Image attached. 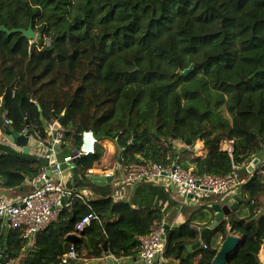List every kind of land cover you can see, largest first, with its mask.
<instances>
[{
    "label": "trees",
    "instance_id": "16d2710c",
    "mask_svg": "<svg viewBox=\"0 0 264 264\" xmlns=\"http://www.w3.org/2000/svg\"><path fill=\"white\" fill-rule=\"evenodd\" d=\"M30 24L38 33L32 42L20 32L0 29V115L7 112L13 131L28 128L25 112L29 128L47 139L44 123L63 117L66 141L78 146L82 133L92 130L118 144L127 169L180 163L177 140L191 147L199 140L207 149L180 163L196 174L234 172L239 178L237 170H245L259 151L264 160V71L257 72L264 67V0H0V26ZM191 64L193 70L181 75L179 69ZM227 140H233L232 154L222 148ZM103 151L99 145L73 169L77 187L99 195L92 208L72 198L32 244L14 230L5 233L0 218L5 257L63 264L72 244L65 235L91 212L102 221L93 220L81 233L82 241L75 244L78 260L101 257L105 241L115 254L138 253L140 241L136 250L128 230L138 238L148 235L162 213L146 203L133 208L127 201L114 202L111 184L88 178L86 171L99 163ZM0 152V179L12 187L24 188L43 167L33 153L4 144ZM258 167L239 185L249 214L230 216L215 229L223 237L228 225L254 229L234 264L251 259L258 264L264 215L254 217L264 191V165ZM153 185L146 186L163 193ZM244 252L247 260L240 262Z\"/></svg>",
    "mask_w": 264,
    "mask_h": 264
},
{
    "label": "crops",
    "instance_id": "0c3cea01",
    "mask_svg": "<svg viewBox=\"0 0 264 264\" xmlns=\"http://www.w3.org/2000/svg\"><path fill=\"white\" fill-rule=\"evenodd\" d=\"M60 125L62 126V124ZM225 142V144H222V148L224 147L223 145H226L223 150H227L232 154L235 150V147L233 144V147L230 150V143H233V140H227ZM29 143L30 145H32L34 142L29 140ZM0 144L12 147L14 150L17 151H22L28 154L31 153V149L29 151V148L28 152L25 151V146L28 147V145H20L16 142L13 143L5 135L2 126H0ZM100 146L104 148L103 156L101 157V160L96 166L86 171L88 178L93 179L94 176L97 175H103L105 177L112 176V179L110 181L107 180V182L98 183L95 180L93 181L100 185L111 184L112 193L109 194V197H111L114 202L127 201L131 203L133 208L139 206L140 203H146L152 205L154 209H160L162 213L161 221H156L155 223L164 222V224H166V245L164 251L156 258L155 262H153L152 264H213V259L215 258L222 244V241L225 239L221 232L215 231L221 221L216 225V227L212 228L206 234L205 239L201 238V232L204 228L211 226L215 222L216 212L212 208H210V205L212 203L217 202L221 195H215L211 192L205 191L202 193V195L191 196L185 200V198H183L182 195L178 192V187L170 183L168 180H162L160 182H149V185L155 184L163 188V193L160 195L158 193V196L155 194L157 191L152 192L151 187L149 188V186H146L148 184H146L145 181L130 182L125 180V177L127 176V166L123 165L121 157L117 158L115 161L114 153H108V151L112 152L113 149H115L116 153L118 144L115 141H112L110 139H100ZM76 147L77 146H74L73 144L71 145L70 142L65 140V143L60 147V152L59 155L56 156V160L61 161L64 156L71 154ZM180 154L181 152H179V155ZM2 155L3 153L0 152V156ZM184 155L185 154H181L180 157L178 156V158L181 159ZM202 155L203 154L198 156ZM258 155H260V151L255 157H257ZM77 159L79 158H76L72 160L71 163L64 165L66 171L64 173L58 174L54 173V168L51 165V160L41 159L43 161V166H46L51 178L54 181H61L64 184L65 188L71 192L70 196L67 199V203L64 207V210L65 208L71 206L72 198L80 199L85 204H87L89 208H92L90 204L91 200L94 197L99 196L93 190L86 187H77V183L75 184V182L77 181L73 177V169L76 167L75 162ZM258 168L259 167L256 166L255 168H253L252 172L245 168V170L241 172V174H239L240 184H242L249 177H251L254 174V170H257ZM107 173L110 174L107 175ZM143 183H145L146 185H144ZM239 185L234 186L226 194H223L222 196H224V198L221 199L223 201H226L232 197L238 196L239 193L243 194V199L240 202V207L234 210L230 215L234 217H244L250 212L249 206L244 201L245 193L241 190V187ZM34 188L35 186L32 183V179H27L26 185L22 189L12 187L8 185L7 180L0 179V197H3L7 200L18 201L23 195L31 192ZM74 191H76V193H74ZM260 197L261 198L258 201V207L256 208L257 214L254 217L255 219L264 215V191ZM61 214L63 215V213ZM61 214L56 218V220L61 217ZM68 214H72V212H68ZM230 216L226 217L223 220L229 219ZM96 220L100 222L102 221L101 217ZM3 221L5 233L10 232L11 230L13 231V229H11L10 227V222L6 219H4ZM127 233L129 237L133 238V244L135 249L137 250L139 242L138 235H135L134 232L130 230H128ZM253 233V228H246L244 226L232 228L230 225H228L227 235H237L240 239V243L232 252L233 257L231 260L227 261V264H234L236 262L237 254L239 250L243 247L247 236L250 234L252 235ZM70 234H77L80 236V240L75 242L74 244L80 243L82 241V235L79 234L77 230H75V232L68 233L65 235V239L67 242L72 243L67 239L68 235ZM19 239H21L20 236ZM199 240H202V243L199 247H196L192 250H189L187 248V246H192L196 244ZM102 248L103 254L101 257H86L88 259L83 260L77 259L79 262L76 264H146V262H144V260L140 257L139 253L130 255L113 253L109 248L108 241H105V243L102 245ZM83 252L84 254H87L86 250L82 251V253ZM243 255L244 256L240 260V262H244L247 260V255H245V252ZM257 260L258 264H264V238L260 241V247L257 251ZM251 262L255 261L251 259L250 264Z\"/></svg>",
    "mask_w": 264,
    "mask_h": 264
},
{
    "label": "built area",
    "instance_id": "2783aa9c",
    "mask_svg": "<svg viewBox=\"0 0 264 264\" xmlns=\"http://www.w3.org/2000/svg\"><path fill=\"white\" fill-rule=\"evenodd\" d=\"M1 117L4 125L11 127L12 120L8 117L6 111L1 114ZM56 125L59 127L56 128ZM46 131L49 134L47 139H44L35 127L33 130L26 128L19 134L26 135L30 132L29 140L34 143L30 145L28 142L29 151L31 149V153L38 158L51 160L55 174L64 173L66 171L64 165L71 163L72 160L95 154L100 144V139L92 130H85L82 133V141L78 145L77 154L72 152L64 156L61 161H57L56 156L59 155L60 147L65 143L64 129L60 125L59 118L47 122ZM125 180L130 182L168 180L178 187V192L185 200L191 196L202 195L205 191L222 196L234 186L240 184V180L234 172L223 176L211 173L196 174L184 168L177 161L171 164L154 162L148 165L131 166L127 169ZM32 183L35 188L23 195L18 201L0 197V218L8 220L11 229L18 231L21 239H26L28 244H32L37 234L53 223L63 212L67 199L71 194L61 181H54L51 178L46 166H43L33 176ZM99 218L100 216L95 212L85 215L77 223L76 230L81 234L91 225L93 220ZM166 232V224L160 222L152 226L148 235L139 237L138 253L146 264L155 262L156 258L164 251L166 243L163 241V235ZM79 257L80 252L76 245L72 243L62 257V263L72 264ZM0 264L26 263L19 262L14 257H5L3 250L0 248Z\"/></svg>",
    "mask_w": 264,
    "mask_h": 264
},
{
    "label": "water",
    "instance_id": "95a60500",
    "mask_svg": "<svg viewBox=\"0 0 264 264\" xmlns=\"http://www.w3.org/2000/svg\"><path fill=\"white\" fill-rule=\"evenodd\" d=\"M0 29L4 30L8 34L20 32V33H22V35L24 37L28 38L29 40L37 38V32L34 30L32 24H30L28 28L22 27V28H12V29L7 28L5 25H1ZM193 68H194V64H191L189 67L185 68L184 70L179 69V71H180L181 75L186 76V75H188L189 72H191L193 70ZM259 71L260 72L264 71V67H260L257 70V72H259ZM2 101H3L2 104H4V99H2ZM23 113L26 116V113L25 112H23ZM59 121H60V123H62L63 117H60ZM26 123H27V126L30 125L29 119H26ZM44 125L46 126L47 124L44 123ZM0 126L3 127L6 136L13 143L16 142L17 144H20V145H27L28 144L30 132H28L26 135L13 133L12 130L8 126L4 125L2 117H0ZM57 127H59V126L56 125V128ZM131 146H132V144H130L128 146V148H130ZM77 149H78V146L73 150L74 154H77ZM25 151L28 152L27 146H25ZM261 165H264V161H262L261 158H259V157H255L253 159V161L247 166V169L252 172L253 168H255L256 166H261ZM111 179H112V176L105 177L103 175H97V176H94V178H93V180H95L98 183L107 182V180L110 181ZM222 198H224V196H221L217 202L212 203L210 205V208H212L216 212V218H215V222L211 226L206 227L202 230V232H201V238L202 239H205L206 234L212 228L216 227V225L220 221H222L226 217L230 216L234 210H236L240 207V202L243 199V194L239 193L238 196L232 197L226 201L221 200ZM67 239L70 242L75 243V242L80 240V236L77 234H70V235H68ZM163 241H165V235H163ZM201 243H202V240H199L196 244H194L192 246H187V248L189 250H192L196 247H199L201 245ZM239 243H240V239L237 235L228 234L225 237V239L222 241V244H221L215 258L213 259V264H227V261L232 259V257H233L232 252L236 249V247L238 246ZM4 247H5V244L2 243L0 245V248L4 249Z\"/></svg>",
    "mask_w": 264,
    "mask_h": 264
},
{
    "label": "rangeland",
    "instance_id": "374dc122",
    "mask_svg": "<svg viewBox=\"0 0 264 264\" xmlns=\"http://www.w3.org/2000/svg\"><path fill=\"white\" fill-rule=\"evenodd\" d=\"M37 36H38V33H37ZM36 39V38H35ZM34 39H31L30 40V42H32ZM48 41V40H47ZM47 45H50V43H46ZM227 114V113H226ZM228 141H230V140H228ZM226 142H223V144H225ZM231 144V149H232V147H233V143H230ZM224 147H226V145H223ZM228 146H229V144H228ZM174 147L177 149V151H179V152H181V154H183V152L182 151H184V150H182V149H184L185 147L187 148V150H188V154H185L181 159H183V160H180V163L181 162H185V160L187 161V162H189L190 163V161H191V159L194 157H197L198 155H201V154H204L205 153V151L207 150L205 147H204V145H203V143H202V141H197L196 143H195V145L193 146V147H191V146H188V145H186V143H184L183 141H181V140H177V141H175L174 142ZM223 147V148H224ZM115 148V147H114ZM107 150H108V148H107ZM108 153L109 154H113L114 153V155H115V161H116V159L117 158H119L120 157V148H118V146H117V151H116V153H115V149H113L112 150V152H109L108 151ZM180 154V155H181ZM180 157V156H179ZM115 161H114V163H115ZM193 165V163L191 164V166ZM238 171V175L239 174H241V172H243L244 171V169H238L237 170ZM240 176V175H239Z\"/></svg>",
    "mask_w": 264,
    "mask_h": 264
},
{
    "label": "clouds",
    "instance_id": "9594fccd",
    "mask_svg": "<svg viewBox=\"0 0 264 264\" xmlns=\"http://www.w3.org/2000/svg\"><path fill=\"white\" fill-rule=\"evenodd\" d=\"M47 43H50V41L48 40ZM0 117H1V115H0ZM25 117H26V119H28L27 115H26ZM58 118H59V120H60V117H58ZM29 122H30V121H29ZM29 124H30V123H29ZM46 124H47V122H46ZM60 124H62V123H60ZM45 127H46V126H45ZM9 128L12 130L13 133H17V132H15V131H13L12 127H9ZM28 128H29V126H28ZM19 133H20V132H19ZM19 133H18V134H19ZM5 135H6V134H5ZM28 142H29V141H28ZM27 145H28V144H27ZM99 145H100V144H99ZM99 145H98V146H99ZM2 250H3V249H2Z\"/></svg>",
    "mask_w": 264,
    "mask_h": 264
}]
</instances>
